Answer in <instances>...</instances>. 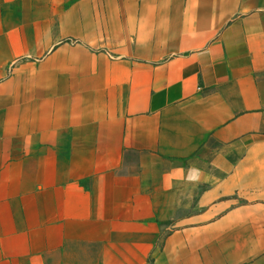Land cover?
<instances>
[{"label":"crops","instance_id":"crops-1","mask_svg":"<svg viewBox=\"0 0 264 264\" xmlns=\"http://www.w3.org/2000/svg\"><path fill=\"white\" fill-rule=\"evenodd\" d=\"M0 264H264V0H0Z\"/></svg>","mask_w":264,"mask_h":264},{"label":"rangeland","instance_id":"rangeland-1","mask_svg":"<svg viewBox=\"0 0 264 264\" xmlns=\"http://www.w3.org/2000/svg\"><path fill=\"white\" fill-rule=\"evenodd\" d=\"M173 226H174V227H173ZM167 227H169L170 229H174L176 226L173 225V224H170V225H168Z\"/></svg>","mask_w":264,"mask_h":264}]
</instances>
